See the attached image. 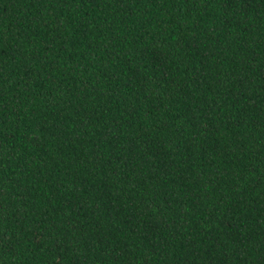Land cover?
Returning a JSON list of instances; mask_svg holds the SVG:
<instances>
[{"label":"trees","instance_id":"trees-1","mask_svg":"<svg viewBox=\"0 0 264 264\" xmlns=\"http://www.w3.org/2000/svg\"><path fill=\"white\" fill-rule=\"evenodd\" d=\"M0 264H264V0H0Z\"/></svg>","mask_w":264,"mask_h":264}]
</instances>
